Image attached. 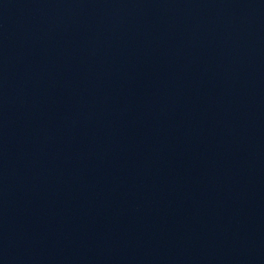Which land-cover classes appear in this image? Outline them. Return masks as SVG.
I'll use <instances>...</instances> for the list:
<instances>
[{
	"label": "water",
	"instance_id": "95a60500",
	"mask_svg": "<svg viewBox=\"0 0 264 264\" xmlns=\"http://www.w3.org/2000/svg\"><path fill=\"white\" fill-rule=\"evenodd\" d=\"M0 264H264V0H0Z\"/></svg>",
	"mask_w": 264,
	"mask_h": 264
}]
</instances>
